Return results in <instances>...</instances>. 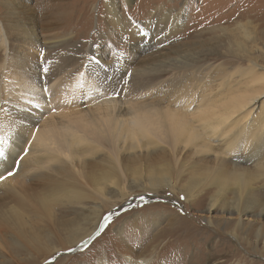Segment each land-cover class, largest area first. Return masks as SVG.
<instances>
[{
	"label": "bare ground",
	"instance_id": "6f19581e",
	"mask_svg": "<svg viewBox=\"0 0 264 264\" xmlns=\"http://www.w3.org/2000/svg\"><path fill=\"white\" fill-rule=\"evenodd\" d=\"M103 2L110 31L132 42L135 52L148 38L171 37L182 27L186 9L185 1L177 11L159 6L137 25L122 17L116 0ZM60 8L48 7L50 18L38 20L27 0H0V38L5 50L4 57L0 55V177H6L0 179V256L11 245L24 247L42 261L59 250L44 233L50 234L61 203L82 204L94 195L101 201L125 200L133 193L129 180L136 185L142 174L149 178L143 186L146 195L161 186L177 191L185 169L178 168L175 181L177 170L172 173L171 161L191 170L189 186L178 190L186 193L189 202L203 200L207 186L217 187L208 203L209 214L218 206H230L240 229L243 216L264 214V202L254 198L253 187L264 178V72L258 71L264 66L249 56L250 67L242 70L243 77L236 82L233 72H226L214 95L202 83L206 67L197 58L176 59L168 68L162 56L144 65L118 50L109 61L100 53L98 42L80 46L74 37L60 33L55 20V10ZM240 24L247 40L253 39L249 26ZM60 47L68 48L67 55L53 61L47 71L36 66L34 56ZM238 47L249 55L246 41ZM28 48L32 50L26 54ZM12 61L19 64L12 67ZM7 96L15 97L7 101ZM171 100L182 107L176 108ZM188 154L204 159L212 155L213 160L190 162ZM100 155L102 167L97 169ZM161 156L165 161L156 162ZM105 159L109 165L103 164ZM248 164L255 170H249ZM227 191L234 196H226ZM107 206L101 204L95 210L91 226L85 223L93 212L84 217H88L84 224H78L79 229L71 228L69 243L88 237ZM176 218H169L168 229L154 234L152 242L181 233L182 218ZM263 226L259 238H264ZM68 247L63 244L60 249ZM128 260L149 262L147 258Z\"/></svg>",
	"mask_w": 264,
	"mask_h": 264
},
{
	"label": "rangeland",
	"instance_id": "374dc122",
	"mask_svg": "<svg viewBox=\"0 0 264 264\" xmlns=\"http://www.w3.org/2000/svg\"><path fill=\"white\" fill-rule=\"evenodd\" d=\"M103 1L27 0V3L37 11L38 20L41 17L50 18L46 10L48 7L62 6L55 10V20L59 22L60 33L66 37H74L76 42L79 41L80 46L88 47L92 42H98L97 47L100 53H105L103 55L109 61L118 50L129 58L137 57L138 64L144 65L143 62H155L154 59L162 56V60L168 62L165 64L168 68L175 63L176 59L188 61L197 58V63L204 64L206 67H204L205 78L202 83L208 87L207 92L213 89L214 95L218 91H215L217 82L221 81L220 79L224 78L229 71L233 72L231 78L238 82L244 72L242 70L250 67L249 56L251 60L256 59L260 65L264 66V0H116L122 17H129L137 25L147 20L148 14L154 8L162 6L164 11H177L184 1L186 2L182 27L171 37L162 39L156 37L151 40L148 38L140 45V50L137 52L133 51L132 42L125 37H117L110 31L102 12ZM241 22L249 26L253 39L251 36L247 40ZM242 41L247 42L249 55L239 49L238 44ZM60 48L36 55L34 57L37 58L32 59L36 61L37 67L48 70L53 61L62 58L64 54L67 55L68 48ZM31 50L28 48L26 54ZM4 51L0 38L1 57H4ZM11 63L12 67L19 64L17 61ZM258 71L264 72V69L259 68ZM12 73L15 74V71L13 70ZM18 75L19 72L16 76ZM80 75L79 72V78ZM76 80L79 79L76 78ZM243 88L241 86L239 89L244 93ZM12 97L15 96H7L6 100L9 101ZM171 98L176 99L173 96ZM169 103L176 108L182 107L181 103L174 104L173 100ZM258 112L260 109L255 116ZM168 155H170L169 152ZM211 156L204 159L201 155L195 158L188 154V161L202 158L200 164H204L213 160ZM163 157H158L161 159L156 162H161ZM100 159L102 155L98 157L99 162L95 165L97 169L102 167ZM131 159H129L130 165L133 163ZM105 163L109 165V159H105L103 164ZM142 163H145L144 160ZM177 164L179 163L174 161L169 164L172 173L177 170L174 175L175 181L178 177V168L182 166L185 169V172L181 174V182L177 185V191L161 186L157 191L146 195L143 186L148 184L149 178H144L142 174L136 185L129 180L130 190L133 189L131 191L133 193L125 200L114 197L101 201L94 195V199L88 197L82 204L61 203L56 207L50 234L44 233L50 236L49 240L59 250L52 251V255L46 261H42L40 256L34 257L33 253L24 247L11 245L5 256H0V264H131L128 260L130 257L137 261L147 258L148 264H252L253 262L264 264V238L258 237L259 227L264 225V214L258 216L250 212L243 216L242 229L236 226L237 214L230 206H218L209 214L208 203L211 196L216 193L217 187L207 186L204 193L202 192L205 196L203 200L189 202L186 193L178 190L183 186H189V182L193 179L192 173L182 163L179 164L180 166ZM248 166L249 170H255L253 164ZM126 184L128 185V182ZM253 187L254 198L264 202V178L256 180ZM228 195L230 198L234 196L230 191H227L226 196ZM141 196L144 198L140 199ZM101 204L108 206L99 215V221L92 233L81 242L69 243L67 239L70 229H79L78 224H84L88 218L84 217L90 216L93 212L88 225L85 223L87 227L91 226L97 216L95 210ZM109 212L113 213L112 218L106 225V230L101 231L98 225L104 223L103 217ZM176 216V219L182 218L183 226L180 225L178 230V232L181 231L180 235L175 233L152 242L154 234L168 229L166 226L168 219ZM207 218H210L212 223L208 222ZM97 232H100V235H97ZM232 233L237 234L238 238ZM261 233L264 234V226ZM63 244L69 247L65 250L60 249Z\"/></svg>",
	"mask_w": 264,
	"mask_h": 264
},
{
	"label": "snow or ice",
	"instance_id": "6c2138e0",
	"mask_svg": "<svg viewBox=\"0 0 264 264\" xmlns=\"http://www.w3.org/2000/svg\"><path fill=\"white\" fill-rule=\"evenodd\" d=\"M45 71H47V69H45ZM117 95H118V93H117ZM5 103H7V101H6ZM0 110H2V109H0ZM0 155H3V148H0ZM8 175L11 176V175H14V173H12V172H8ZM5 178H6V177H0V179H5ZM139 198H140V199H143L144 197L141 196V197H139ZM181 199H183V197H181ZM112 215H113V213L109 212L108 214H106V215L103 217V221H104V223L98 225V227L101 229V231L106 230V225H108L109 221H110L111 218H112ZM97 235H100V232H97ZM90 239H93V237H90ZM69 250L71 251L72 249H69Z\"/></svg>",
	"mask_w": 264,
	"mask_h": 264
}]
</instances>
